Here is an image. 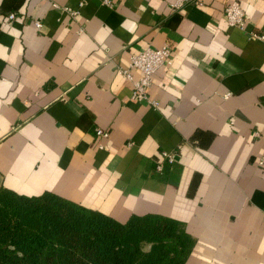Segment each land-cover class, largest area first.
I'll list each match as a JSON object with an SVG mask.
<instances>
[{"label": "crops", "instance_id": "crops-1", "mask_svg": "<svg viewBox=\"0 0 264 264\" xmlns=\"http://www.w3.org/2000/svg\"><path fill=\"white\" fill-rule=\"evenodd\" d=\"M232 1L0 0V191L171 217L196 240L187 264H264V0H238L245 29ZM166 45L159 108L132 101L118 69Z\"/></svg>", "mask_w": 264, "mask_h": 264}, {"label": "trees", "instance_id": "trees-1", "mask_svg": "<svg viewBox=\"0 0 264 264\" xmlns=\"http://www.w3.org/2000/svg\"><path fill=\"white\" fill-rule=\"evenodd\" d=\"M195 245L171 217L120 222L52 192L0 191V264H187Z\"/></svg>", "mask_w": 264, "mask_h": 264}, {"label": "built area", "instance_id": "built-area-1", "mask_svg": "<svg viewBox=\"0 0 264 264\" xmlns=\"http://www.w3.org/2000/svg\"><path fill=\"white\" fill-rule=\"evenodd\" d=\"M103 3L107 6H112L111 0H103ZM188 4L200 5V0H171V9L175 12L181 11ZM63 10L71 14L74 18L78 15V12L69 8H63ZM225 17L230 26L245 29L246 13L238 0H234L227 5L225 8ZM9 18L14 20L16 15L12 13L9 15ZM36 27L37 29H40L42 24L36 22ZM249 37L250 39L264 40V33L250 32ZM172 54L173 49L168 45L162 48H148L132 55L130 58V64L127 68L118 69L119 74L133 85L132 101H150L154 108H159V103L150 100L149 91L153 84L154 75L164 65L171 62ZM136 72L140 74L138 78L134 76ZM96 136L99 139H107L109 133L102 129H96ZM99 148L103 149L104 147L100 145ZM164 157L169 163H174L173 156L164 153ZM158 169L161 170L162 166L160 165Z\"/></svg>", "mask_w": 264, "mask_h": 264}]
</instances>
